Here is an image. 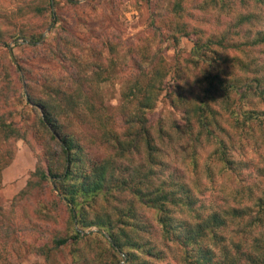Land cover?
Masks as SVG:
<instances>
[{
  "label": "rangeland",
  "instance_id": "1",
  "mask_svg": "<svg viewBox=\"0 0 264 264\" xmlns=\"http://www.w3.org/2000/svg\"><path fill=\"white\" fill-rule=\"evenodd\" d=\"M0 29V114L18 121L31 118L28 92L40 95L47 81L67 92L76 91L78 70L80 85H86L78 90L92 95L96 89V107L77 108L78 114L63 116V123L90 162L99 163L110 155L118 180L131 182L136 175L142 178L150 173L156 179L180 177L190 187L202 219L208 213L247 204L245 213H256L258 197H264V94L257 81H250L249 86L244 83L252 77L264 78V43L250 42L264 29L260 0H0ZM19 30L35 35L36 40H13L11 35ZM222 33L228 36L226 47L203 45ZM195 42L201 45L196 53ZM157 66L166 74L171 90H158L149 110L150 133L160 150L149 159L142 139L130 152L117 156L106 129L121 140L126 138L128 124L119 112L125 105L126 112L133 113L135 103L123 94L135 82L153 79ZM100 70L105 76L99 82L95 74ZM220 70L235 85L241 84L228 94L215 88L208 93L213 109L208 127L227 141L225 154L211 153L217 139L205 129L196 125L191 135L183 132L187 128L184 119L196 117L192 104L204 97L205 74ZM250 109L257 120L243 126L244 111ZM160 123L167 133L159 132ZM221 127L226 129L222 134L218 133ZM56 144L54 148L60 149ZM7 155L9 163L0 168V264H113L115 257L105 246L112 239L96 226L81 230V234H103L92 240L98 248L86 253L89 258L81 255L84 240L55 248L53 239L71 230L56 176L47 172L41 188L21 194L37 167L44 165L39 140L28 136L27 140L3 141L0 137V159ZM154 157L161 165H155ZM114 195L118 196L105 198L108 205L100 203L103 208H118L134 200L126 190ZM141 212L152 227L139 240L164 255L151 258L150 264H182L180 246L161 236L155 210L141 208ZM238 238L235 234L234 239ZM118 253L117 264H126V253Z\"/></svg>",
  "mask_w": 264,
  "mask_h": 264
},
{
  "label": "trees",
  "instance_id": "2",
  "mask_svg": "<svg viewBox=\"0 0 264 264\" xmlns=\"http://www.w3.org/2000/svg\"><path fill=\"white\" fill-rule=\"evenodd\" d=\"M260 3H264V0H260ZM257 33L254 41L250 42L264 43V29ZM2 34L0 31V38L3 37ZM11 37L13 40L18 37L29 38L31 41L36 40L35 35H29L23 30H19ZM227 39L228 36L222 33L216 39H207L203 45L209 47L211 43H215L220 47H226L230 44L227 43ZM2 42V44H8L5 40ZM195 45L196 48L194 47L195 51H193L196 53L201 45L197 42ZM97 64L101 67L99 63ZM157 68L158 70L153 73V79L150 77L145 84L135 82L123 94L124 98L135 103L133 113L126 112L125 105H122L119 112L122 117L124 116L125 124H128L124 134L126 138L121 140L112 129H106L105 135L110 139L113 146L112 151L117 156L130 152L131 147L136 146L138 140L142 139L146 144L149 159L153 158V151L160 150L150 133L152 123L149 110L154 107L158 90L164 88H167L168 92L171 90L166 80V74L158 66ZM74 75L77 80L76 91L67 92L64 87L63 89L57 85L54 87L47 81L42 85L43 93L40 95L28 92L27 112L32 114L31 118L26 117L23 121H18L0 114V137L3 141L27 140L28 136H33L39 140L43 149L44 165L40 164L37 167L21 194H29L37 186L41 188L42 182L47 179V172L56 176L60 198L65 201L68 207L71 230L67 235L53 239L55 248L63 246L69 241L78 243L84 240L86 244L81 247L82 250L80 249L81 255L89 258L86 253L93 248H98V242H92V240L96 234H103L100 231L81 234V230L96 226L107 232L112 239V244L107 240L105 246L108 251L112 252V257H115L113 264L118 263L116 256L119 254V250L126 253V264H150L151 258L161 259L164 255L151 243H147L143 239L139 240L140 236H143V233H149L152 227L141 212V208H149L155 210V223L159 226L161 236L166 241H174L180 246L182 264H264V197H258V208L255 214L245 213L249 206L247 204L243 208L233 206L230 210L214 211L202 219L198 216L200 211L194 206L195 200L190 194V187L186 183L184 184L180 177L175 179L159 177L156 179L150 173L149 176L143 174L142 178L136 175L130 182L124 178L118 180L114 177L113 159L110 158V155L105 156L99 163L90 162L86 158L84 147L79 143V140L71 132H66L63 116L70 113L78 114L77 108L80 107L94 110L97 90L93 89L95 92L92 95L82 89L78 90L84 85L83 83H81L82 86L80 85L82 75L78 70ZM104 76L103 70L95 74L99 82L104 80ZM205 76L208 85L203 89L204 97L195 102L196 104H192L193 115L196 113V117L189 116L184 119L187 128L183 129V132L186 131L191 135L196 125L197 128L205 129L206 132L212 134L214 140L217 139V148L213 149L211 153L223 152L225 154L229 149L227 141L208 127L213 118L212 96L208 93L212 88H215L219 92L226 90L228 94L241 84L235 85V81H231L229 75L223 73V70L214 74L207 72ZM250 81L260 83V93L264 94V78L252 77L244 85L249 86ZM34 110L38 112L37 115L34 114ZM244 113L247 114L241 123L243 126L250 120H257L253 116L255 111L252 109L246 110ZM192 119L195 120L193 124L191 123ZM214 122L216 123L215 120ZM158 129L161 133H167L161 123L158 124ZM225 130L224 127H221L218 133L222 134L224 133L222 131ZM196 133L202 134L201 131ZM55 143L60 146V149L54 148ZM10 158V155L1 158L0 168L6 166ZM155 158V165H161V162ZM223 160L229 161L230 159L223 157ZM60 167L64 171L62 169L61 172H57L56 170H59ZM209 167V163H206L205 169L207 170ZM155 173L158 174L157 171H154ZM125 190L134 196V200L130 201L128 205H118V208L111 207L110 209L107 206L103 208L100 204L107 202L108 205L109 201L105 199L106 197L114 198L118 196L114 195L116 192L121 194ZM179 213L183 214V218L178 216ZM235 234L239 235L238 239H234ZM38 248H42V246ZM216 250L220 251L218 255ZM242 257L247 262L242 261Z\"/></svg>",
  "mask_w": 264,
  "mask_h": 264
}]
</instances>
